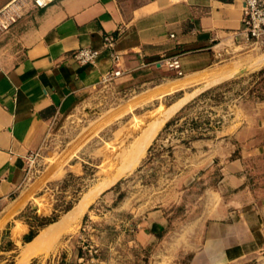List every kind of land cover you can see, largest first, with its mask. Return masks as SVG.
<instances>
[{
	"label": "rangeland",
	"instance_id": "rangeland-1",
	"mask_svg": "<svg viewBox=\"0 0 264 264\" xmlns=\"http://www.w3.org/2000/svg\"><path fill=\"white\" fill-rule=\"evenodd\" d=\"M161 71L170 78V69ZM155 82L100 83L49 121L6 214L27 200L14 238L27 221L39 222L34 216H58L23 242L16 262L24 247V257L44 250L39 255L68 264H188L210 210L235 203L264 218V44L248 43L193 77ZM233 159L241 166L237 186L221 168ZM66 202L69 210L87 204L65 219ZM156 212L163 217L157 231L150 226ZM56 222V234L33 243ZM223 264H264V247Z\"/></svg>",
	"mask_w": 264,
	"mask_h": 264
},
{
	"label": "crops",
	"instance_id": "crops-1",
	"mask_svg": "<svg viewBox=\"0 0 264 264\" xmlns=\"http://www.w3.org/2000/svg\"><path fill=\"white\" fill-rule=\"evenodd\" d=\"M241 6L242 0H51L29 6L0 35V264H68L58 254L39 255L44 250L24 257V247L16 262L30 232L42 226L27 221L14 238L11 229L27 200L6 213L19 195L15 193L25 161L44 142L49 121L69 111L83 91L101 83L110 66V48L102 47V36L116 34L112 48L119 53L121 73L114 80L143 86L158 79L154 86H165L202 73L250 43L240 32ZM79 46L100 50L93 63L71 56ZM170 55L178 56L183 76L174 78L173 70L170 78L163 75L162 68L168 69L163 58ZM221 168L234 186L241 184L237 161ZM207 199L212 206L214 192ZM228 207L210 210L188 264H223L264 247V218L258 208L235 203ZM153 215L159 216L150 222L157 231L163 217L160 212ZM138 234L146 235L142 230Z\"/></svg>",
	"mask_w": 264,
	"mask_h": 264
},
{
	"label": "built area",
	"instance_id": "built-area-1",
	"mask_svg": "<svg viewBox=\"0 0 264 264\" xmlns=\"http://www.w3.org/2000/svg\"><path fill=\"white\" fill-rule=\"evenodd\" d=\"M51 0H7L0 6V35L6 32L29 6L41 7ZM240 32L250 43L264 44V0H242ZM115 33H105L102 36V47L109 50L110 66L101 76V83L113 81L121 70L117 62L119 53L113 50ZM100 50L90 46H79L73 49L71 56L80 63H93ZM163 65L173 70L176 75L181 74L180 61L177 55L163 58Z\"/></svg>",
	"mask_w": 264,
	"mask_h": 264
},
{
	"label": "bare ground",
	"instance_id": "bare-ground-1",
	"mask_svg": "<svg viewBox=\"0 0 264 264\" xmlns=\"http://www.w3.org/2000/svg\"><path fill=\"white\" fill-rule=\"evenodd\" d=\"M181 76H183V75H180V76H178V77H181ZM170 111V110H169ZM172 112V111H171ZM168 115V114H167ZM166 118V117H165ZM161 121V120H160ZM157 124H158V122H157ZM153 126V125H152ZM159 128V127H158ZM154 130H156V129H154ZM148 131V135H147V137L148 138H146V139H152V137H153V135H154V131H153V133L151 134L150 132H152V130L150 129H148L147 130ZM150 131V132H149ZM147 133V132H146ZM145 138V137H144ZM145 139V140H146ZM144 140V141H145ZM143 141V143L145 144L146 142H144ZM150 142V141H149ZM149 142H147V145H148V143ZM144 144H140L139 143V146L138 147H143V146H145ZM141 145V146H140ZM136 150H139V149H137L136 148ZM135 150V151H136ZM143 150V149H142ZM137 152L138 151H136V155H137ZM137 162V161H136ZM87 204V202H80L78 205H76L74 208H72L71 210H69L68 211V213L65 215V219H71L72 217H75V215L77 214L78 215V212H81V210H83L84 208H85V205ZM58 225H59V223H52V224H50L49 226H47L44 230H42L36 237H35V239L33 240L34 242L33 243H38V242H42V241H44V240H46V239H48L51 235H54V234H56L57 232H58Z\"/></svg>",
	"mask_w": 264,
	"mask_h": 264
},
{
	"label": "trees",
	"instance_id": "trees-1",
	"mask_svg": "<svg viewBox=\"0 0 264 264\" xmlns=\"http://www.w3.org/2000/svg\"><path fill=\"white\" fill-rule=\"evenodd\" d=\"M170 120H171V119L167 120L165 123H166V124L169 123ZM71 206H72V203H70V202H66V203L63 204V206H62V208H61L60 211L69 210ZM57 216H58V214L53 213V211H52L49 215H43V216H41L39 222L36 223V224H37L38 226H42V227H44V226H46L47 224H49V223L55 221V220L57 219ZM35 218H36V217H35ZM36 220H37V218H36ZM43 225H44V226H43ZM32 233H33V232H30V234H32ZM35 235H36V234H35ZM35 235H33L31 238H29L28 241L31 240Z\"/></svg>",
	"mask_w": 264,
	"mask_h": 264
}]
</instances>
